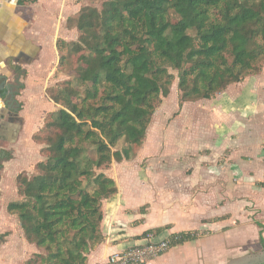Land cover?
<instances>
[{"label": "crops", "instance_id": "1", "mask_svg": "<svg viewBox=\"0 0 264 264\" xmlns=\"http://www.w3.org/2000/svg\"><path fill=\"white\" fill-rule=\"evenodd\" d=\"M68 6L69 0H0V95L7 86L14 92V98L0 96V236L6 234L0 247L6 264H24L40 252L8 205L22 199L19 175H34L43 157L33 136L58 107L47 89L59 67L58 40L75 39L67 21L76 12ZM177 99L163 131L147 129L148 147L143 142L129 159L103 167L118 192L103 201V238L86 264H107L113 252L144 242L143 234L154 229H161L157 239L200 234L147 264H232L244 249L261 247L264 67L210 99L182 106L178 92Z\"/></svg>", "mask_w": 264, "mask_h": 264}, {"label": "trees", "instance_id": "2", "mask_svg": "<svg viewBox=\"0 0 264 264\" xmlns=\"http://www.w3.org/2000/svg\"><path fill=\"white\" fill-rule=\"evenodd\" d=\"M76 17L78 39H59L57 47L59 65L64 48L80 53L77 76L58 90L48 87L61 107L34 134L43 159L34 175H19L22 199L8 205L27 239L47 251L24 264H86L103 238V201L118 192L102 169L131 157L114 149L121 138L143 144L161 96L170 93L169 68L178 71L182 106L264 67V0H106L101 9L82 7L67 25ZM263 232L261 226L262 249ZM199 234L169 237L173 246Z\"/></svg>", "mask_w": 264, "mask_h": 264}, {"label": "rangeland", "instance_id": "3", "mask_svg": "<svg viewBox=\"0 0 264 264\" xmlns=\"http://www.w3.org/2000/svg\"><path fill=\"white\" fill-rule=\"evenodd\" d=\"M30 1L33 2L34 0H30ZM51 1L55 2V0H51ZM63 1H66V0H63ZM105 1L106 0H69V3L72 7L68 6V11L70 13L76 12L75 14H71L69 17L72 18V16H75L80 11V9L82 7H85V6H92V7H97L98 9H101L102 5ZM172 16L174 17V19L179 18L178 15H175V14ZM76 19H77V17L75 19H73L72 22L68 23L71 25L68 27L70 29L74 28L75 31L77 32V36L75 35V31L73 33L74 34L73 36L75 38L74 40L78 39V30L76 27ZM190 33H192V34L194 33V28L190 29ZM70 41L72 42L73 40H70ZM62 55L65 56L64 61L58 67L57 74L55 75V77L53 78V80L49 86L50 90L51 89L52 90L53 89L58 90L59 88H61L62 84L67 83L69 80H75V77L77 76V71H78L77 66H78V64L81 63V61H79L80 53H76L74 51H71L70 47H66L63 49ZM169 71L172 74H174V79H173L172 84L170 86V93L166 97L161 96L160 102H158L156 110H155V112L158 111L156 114L157 118L161 117L160 123L156 126L155 124L157 122H156L155 117H154L153 118L154 120L152 119L153 120L152 124H150L151 126H149V128H148L149 130H151V128L152 129L154 128L156 130L157 134L159 132L163 131V127L166 125L167 119L171 118L169 116H172L174 114V112L177 111L176 109L174 110L173 108H176V106L178 105V99H177V92L179 94V91H178V83H179L178 71L176 69H173V68H169ZM164 102L166 104H164V107H162ZM49 104H51L52 106L54 105L51 102ZM59 107H61V106L58 105L57 108H59ZM161 107H162V109H161V111H159V108H161ZM154 115H155V113H154ZM153 124H154V127H153ZM149 130H148V132H149ZM156 132H155L154 136L152 135V138L153 137L157 138L158 135L156 134ZM147 137H146V140L144 141V143L146 142L144 145H147V147H148V145L151 144V140L149 137L147 139ZM41 146H44V144H42ZM114 149H118V150H121L123 152L128 151V152H130L131 156H133V154H136V151L139 150L138 148H134L133 145L128 143L125 140V138H121L119 140V142L116 144V146L114 147ZM151 156H148V157H151ZM41 157H42V155H41ZM42 159H43V157H42ZM146 160L147 159H144V161H146ZM5 199H7V198H5ZM0 206H2V204H0ZM2 239H0V243H1ZM4 252H5V249L0 247V264H6V261H4L5 260V257H4L5 253ZM38 253H41L44 255L47 253V251L45 248L40 247V252H38ZM36 254L37 253H34L30 258L35 257ZM256 259H264V249H262L261 247H259V248L251 247V248L244 249L243 251L240 252L239 256L237 255L236 259L233 260L232 264L233 263L236 264L237 262L239 264H245L248 262H252Z\"/></svg>", "mask_w": 264, "mask_h": 264}, {"label": "built area", "instance_id": "4", "mask_svg": "<svg viewBox=\"0 0 264 264\" xmlns=\"http://www.w3.org/2000/svg\"><path fill=\"white\" fill-rule=\"evenodd\" d=\"M171 244L170 237L157 239V234L151 232L144 237V242L113 252L107 264H147L167 252Z\"/></svg>", "mask_w": 264, "mask_h": 264}, {"label": "water", "instance_id": "5", "mask_svg": "<svg viewBox=\"0 0 264 264\" xmlns=\"http://www.w3.org/2000/svg\"><path fill=\"white\" fill-rule=\"evenodd\" d=\"M7 93H9L10 96H12V98H14V92L11 90V88L9 86L6 87L5 91L2 90V94L0 96L2 97L3 95H7ZM262 260H264V259H256V260L252 261L251 264L257 263V262L262 261Z\"/></svg>", "mask_w": 264, "mask_h": 264}, {"label": "flooded vegetation", "instance_id": "6", "mask_svg": "<svg viewBox=\"0 0 264 264\" xmlns=\"http://www.w3.org/2000/svg\"><path fill=\"white\" fill-rule=\"evenodd\" d=\"M264 262V260H262V261H259V262H257V263H254V264H260V263H263ZM245 264H251V262L249 263H245Z\"/></svg>", "mask_w": 264, "mask_h": 264}]
</instances>
